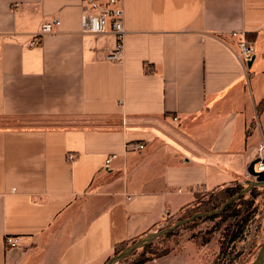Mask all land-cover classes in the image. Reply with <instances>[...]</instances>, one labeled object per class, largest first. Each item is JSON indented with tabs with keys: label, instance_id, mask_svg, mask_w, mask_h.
<instances>
[{
	"label": "crops",
	"instance_id": "0c3cea01",
	"mask_svg": "<svg viewBox=\"0 0 264 264\" xmlns=\"http://www.w3.org/2000/svg\"><path fill=\"white\" fill-rule=\"evenodd\" d=\"M124 9L115 62L112 34L82 33L81 0H0V264H105L198 188L251 181L264 143V0ZM55 17L56 32L31 47ZM50 120L81 122L36 123Z\"/></svg>",
	"mask_w": 264,
	"mask_h": 264
},
{
	"label": "rangeland",
	"instance_id": "374dc122",
	"mask_svg": "<svg viewBox=\"0 0 264 264\" xmlns=\"http://www.w3.org/2000/svg\"><path fill=\"white\" fill-rule=\"evenodd\" d=\"M251 86L254 87L253 82L252 85L247 83L248 93ZM254 97L258 100L257 93L254 94ZM252 98L253 96H250L251 100ZM75 122L79 124L81 121L69 123L74 124ZM36 123L69 124L67 121L61 120ZM252 127H256V122L252 124ZM249 178L251 181L255 180L252 176ZM246 187L247 184L242 183L240 186L235 184L226 188H240L239 190H242ZM226 188H198L191 206L185 207L171 217H166V220L151 234L171 229L177 222L197 213L211 212L214 206L225 201L224 198L227 195L224 194L223 190ZM244 199L245 202H253L252 208L247 213L242 211L244 206L242 201H236L232 203V208L225 215L207 219L200 218L193 223L180 226L171 234L159 237L152 244L134 250L115 264H138L143 261H145L143 264H252L264 244V187L252 189L245 195ZM239 212L240 217L238 219L243 217L244 220H248V224L243 229L234 227V223L238 219L230 216L231 214L233 216L238 215ZM145 237L136 239L135 242L128 244L127 248ZM119 253L121 251H118L111 258L116 257Z\"/></svg>",
	"mask_w": 264,
	"mask_h": 264
},
{
	"label": "built area",
	"instance_id": "2783aa9c",
	"mask_svg": "<svg viewBox=\"0 0 264 264\" xmlns=\"http://www.w3.org/2000/svg\"><path fill=\"white\" fill-rule=\"evenodd\" d=\"M82 7V33L92 35L112 34L116 39L115 47L109 50L107 59L115 62L123 60L124 38L126 35L125 27V9L124 0H81ZM61 25L59 18L55 17L43 24L40 32L32 37L30 46L42 45L45 36L56 32ZM254 56V50L247 40L239 43L238 59L241 61L244 70L248 71V63ZM144 146L137 144L135 150H142ZM259 157L264 159V143L260 147ZM116 158L111 155L107 158L105 168L108 169L111 162ZM70 160L74 159L73 155L69 156ZM257 172L264 171L262 163L256 166ZM131 198L128 197V200ZM165 217V216H164ZM6 247L17 248L20 245V238L7 237Z\"/></svg>",
	"mask_w": 264,
	"mask_h": 264
},
{
	"label": "water",
	"instance_id": "95a60500",
	"mask_svg": "<svg viewBox=\"0 0 264 264\" xmlns=\"http://www.w3.org/2000/svg\"><path fill=\"white\" fill-rule=\"evenodd\" d=\"M254 60H255V57L253 56L252 60L248 63V68L249 69L252 67ZM260 163H262L264 165V159H261L260 157L257 158L256 160H254L253 162H251V164L249 165V168H248V173L255 180L254 181H248L247 182V187L245 189H243L241 192H239L235 197H233L232 199H229L228 201H226L219 210L211 212V213H208V214H197V215L193 216L190 219L177 222V224L171 229H167V230L161 231L159 233H154V234L148 235L143 240H140L139 242L135 243L131 247L126 248L123 252H121L116 257H113L110 260H108L105 264L118 263L123 258H125L128 255H130L134 250L139 249L140 247L146 246L149 243L154 242L159 237H163L164 235L173 232L176 228H178L180 226L192 223L195 219H197L199 217L208 218V217H212V216L218 215V214L222 213L230 204H232L233 202L237 201L242 195L250 192L253 188H255V187H264V171L263 172H257L256 171V166L258 164H260ZM252 264H264V244L262 245L256 260Z\"/></svg>",
	"mask_w": 264,
	"mask_h": 264
},
{
	"label": "trees",
	"instance_id": "16d2710c",
	"mask_svg": "<svg viewBox=\"0 0 264 264\" xmlns=\"http://www.w3.org/2000/svg\"><path fill=\"white\" fill-rule=\"evenodd\" d=\"M264 108V100H263V102H262V104L258 107V111L259 112H261L262 111V109ZM240 186V185H239ZM255 188H257V187H255ZM240 188H226L225 190H223V192H224V194H226L227 195V197L226 198H224V202L222 201V202H220L218 205H216V206H214V209L211 211V212H214V211H217V210H219L222 206H223V204L226 202V201H228L229 199H232L233 197H235L239 192H241L242 190H239ZM245 189V188H244ZM254 189V188H253ZM254 192V191H253ZM252 192V193H253ZM249 193V192H248ZM247 194V193H246ZM246 194H244V195H242L237 201H239V200H241L242 201V204L244 205L243 206V208H242V211H243V213H247L251 208H252V206H253V202H245V199H244V197H245V195ZM236 202V201H235ZM234 203V202H233ZM221 206V207H220ZM232 206H233V204H230L222 213H220V214H218V215H220V217L221 216H223V215H225L226 213H228L229 212V210L232 208ZM220 207V208H219ZM219 208V209H218ZM211 212H206V213H197V214H208V213H211ZM197 214H195V215H197ZM195 215H193V216H195ZM218 215H215V216H212V217H217ZM193 216H191V217H189V218H187V219H190V218H192ZM230 216H232V218H236V219H238L239 217H240V212L238 213V215L237 214H235L234 216L231 214ZM212 217H208V218H212ZM200 218H204V219H207V218H205V217H199V218H197V219H195L194 221H196V220H198V219H200ZM187 219H185V220H187ZM181 221H184V220H181ZM193 221V222H194ZM192 222V223H193ZM240 223H241V225H240ZM248 224V220L246 221V220H244V218L242 217L241 219H238V220H236L235 221V223H234V227H241V229H243V228H245V226ZM174 232V231H173ZM172 233V232H171ZM171 233H169V234H171ZM169 234H166V235H164L163 237H165V236H167V235H169ZM132 242H135V240L134 241H132ZM132 242H130V243H132ZM129 243V244H130ZM153 243V242H152ZM152 243H149L148 245H150V244H152ZM127 245L128 244H125V245H123V246H120V247H118L116 250H115V254L118 252V251H121V252H123L126 248H127ZM120 254V253H119ZM118 254V255H119ZM143 263H145V261H143V262H141V263H138V264H143Z\"/></svg>",
	"mask_w": 264,
	"mask_h": 264
}]
</instances>
